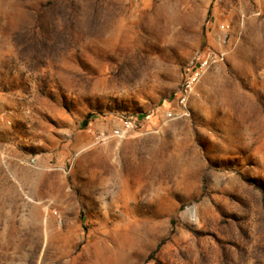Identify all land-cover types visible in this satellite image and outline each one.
Here are the masks:
<instances>
[{
    "label": "rangeland",
    "instance_id": "1",
    "mask_svg": "<svg viewBox=\"0 0 264 264\" xmlns=\"http://www.w3.org/2000/svg\"><path fill=\"white\" fill-rule=\"evenodd\" d=\"M0 118V264H264V0H0Z\"/></svg>",
    "mask_w": 264,
    "mask_h": 264
},
{
    "label": "built area",
    "instance_id": "2",
    "mask_svg": "<svg viewBox=\"0 0 264 264\" xmlns=\"http://www.w3.org/2000/svg\"><path fill=\"white\" fill-rule=\"evenodd\" d=\"M229 25L219 27L223 32H227ZM223 58V53L215 54L211 50L195 53L183 69L182 78L173 100L168 101V108L164 111V120L176 121L182 119L187 113V106L195 88L200 84L203 77ZM1 123L8 125L7 120L0 118ZM119 126L112 129L108 135L99 133L96 141H104L108 138L123 139L130 133L137 130L140 125L137 119L121 118ZM1 149V145H0Z\"/></svg>",
    "mask_w": 264,
    "mask_h": 264
}]
</instances>
